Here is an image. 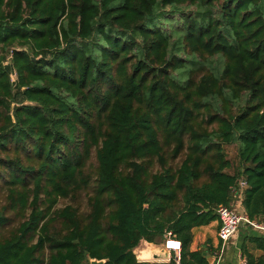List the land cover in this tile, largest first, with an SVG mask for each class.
Here are the masks:
<instances>
[{
	"label": "trees",
	"instance_id": "trees-1",
	"mask_svg": "<svg viewBox=\"0 0 264 264\" xmlns=\"http://www.w3.org/2000/svg\"><path fill=\"white\" fill-rule=\"evenodd\" d=\"M239 178L264 224V0H0V264H210Z\"/></svg>",
	"mask_w": 264,
	"mask_h": 264
},
{
	"label": "crops",
	"instance_id": "crops-1",
	"mask_svg": "<svg viewBox=\"0 0 264 264\" xmlns=\"http://www.w3.org/2000/svg\"><path fill=\"white\" fill-rule=\"evenodd\" d=\"M236 203V210L240 213L243 212V207L241 206L240 201L237 202L236 200ZM218 228V220L211 221L207 225L194 227L192 229L193 237L189 246V251L192 252L200 249L202 250V252L211 254L213 247H215L219 242ZM253 236L264 237V232L255 229L247 224H243L242 226H240L238 232L227 242L222 264H237L238 256L241 254L243 249L248 251L256 258L262 256L263 251L259 249L256 244L249 238ZM179 260L180 252H172L169 254V257L167 259L146 262H150V264H180Z\"/></svg>",
	"mask_w": 264,
	"mask_h": 264
},
{
	"label": "built area",
	"instance_id": "built-area-1",
	"mask_svg": "<svg viewBox=\"0 0 264 264\" xmlns=\"http://www.w3.org/2000/svg\"><path fill=\"white\" fill-rule=\"evenodd\" d=\"M11 77L12 80H14V75H12ZM245 184H246L245 180L243 178H239L237 180L236 187L233 188V193L237 202L238 201L241 202L242 190ZM216 215L219 223V228H218L219 242L212 249L211 252L212 260L210 264H222L227 242L238 232L240 222L264 232V224L250 220L244 212L240 213L232 206H227V205L217 206ZM163 244H164V248L167 250L168 256L172 252H180L181 250L180 240L170 235V233H168ZM237 264H247L246 257L240 254L238 256Z\"/></svg>",
	"mask_w": 264,
	"mask_h": 264
},
{
	"label": "water",
	"instance_id": "water-1",
	"mask_svg": "<svg viewBox=\"0 0 264 264\" xmlns=\"http://www.w3.org/2000/svg\"><path fill=\"white\" fill-rule=\"evenodd\" d=\"M243 223H239V227ZM133 253L138 261H154V260H164L167 259L168 253L164 248L163 242L160 244L149 243L146 240H141L140 243L133 249ZM207 261L210 263L212 260V255L204 252ZM104 260L91 259V264H103Z\"/></svg>",
	"mask_w": 264,
	"mask_h": 264
},
{
	"label": "rangeland",
	"instance_id": "rangeland-1",
	"mask_svg": "<svg viewBox=\"0 0 264 264\" xmlns=\"http://www.w3.org/2000/svg\"><path fill=\"white\" fill-rule=\"evenodd\" d=\"M224 153H225L226 157L231 162V168H229L227 171L230 172V173H232L233 170L238 166V161H237V146L235 144L225 145L224 146ZM234 200H236V199H234ZM66 203H68L67 200L60 199L58 206H63ZM236 204H237L236 202H233L231 206L234 209H237L236 208ZM84 205H85V203L82 200V206H84Z\"/></svg>",
	"mask_w": 264,
	"mask_h": 264
}]
</instances>
